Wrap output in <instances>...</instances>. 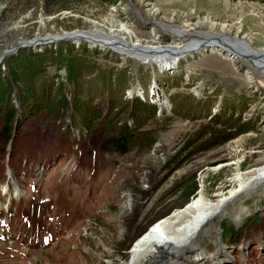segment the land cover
I'll return each instance as SVG.
<instances>
[{
	"label": "rangeland",
	"instance_id": "374dc122",
	"mask_svg": "<svg viewBox=\"0 0 264 264\" xmlns=\"http://www.w3.org/2000/svg\"><path fill=\"white\" fill-rule=\"evenodd\" d=\"M153 10H158L152 16L156 22L201 32L208 27L200 23L210 18L213 29L225 25L231 35H247L254 49L264 45V0H0V54L33 38L94 27L107 31L113 28L110 12L145 39ZM160 40L171 42L166 33ZM79 46L74 50L94 69L82 75L80 97L102 103L104 112L109 98L147 105L152 116L142 115L141 130H151L155 143L120 155L106 147L115 136L108 119L80 132L68 117L19 114L8 136L0 122V264H127L137 238L199 190L211 201L226 194L236 162L240 172L263 163L264 76L250 73L253 80L247 83L243 70L209 51L162 72L109 49ZM64 75L47 66L38 82L56 85ZM107 75L111 83L105 88ZM117 76L126 86H115ZM154 86L168 107L153 101ZM128 110L120 120L134 128ZM216 116L239 118L248 130L223 146L197 151L206 140L204 127ZM221 164L227 167L213 170ZM194 183L197 191L185 202V188ZM224 213L199 237L204 260L195 261L186 251L177 264H264V185ZM229 226L240 238L226 236Z\"/></svg>",
	"mask_w": 264,
	"mask_h": 264
},
{
	"label": "bare ground",
	"instance_id": "6f19581e",
	"mask_svg": "<svg viewBox=\"0 0 264 264\" xmlns=\"http://www.w3.org/2000/svg\"><path fill=\"white\" fill-rule=\"evenodd\" d=\"M157 13L158 10L150 12V18L153 20L152 16ZM146 17L144 16L142 20L147 21L149 18ZM108 21L114 29L104 31L94 27L85 33L66 32L65 36H74L72 41L75 46L86 42L90 48L109 49L123 58L127 57L151 68L156 66L159 71L176 68L180 58L185 59V57L194 54L202 55L201 53L209 51L229 62L233 68L243 70L247 83H252L253 80L250 73L264 76V45L262 48L254 49L252 41L247 35L242 37L236 34L231 35L230 29L225 25H221L219 29H213L214 22L210 18H204L200 23L202 26L208 27L201 32H190L186 24L171 26L166 22L153 20L152 31L145 39L138 38L134 30L128 27L125 22L116 19L113 12L109 13ZM163 33H166L171 39V42L165 45L160 40V34ZM57 36L47 35L45 38L35 39L49 41ZM49 44L51 43L47 42L36 46L35 43H32L28 48L37 49ZM194 49L196 52H191ZM199 88L198 86L194 90L198 92ZM135 92L138 95L141 94L139 87L135 89ZM152 99L160 108L168 107V100L163 97L156 86L152 89ZM262 161L261 165L253 166L244 172H240V163L236 162L234 164L235 172L230 179L231 188L226 194L218 193L217 200L211 201L204 197L202 190H199L194 199L183 208L173 211L169 216L150 226L133 243L127 264H158L166 259H171L173 264H177L178 258L182 260L186 251L191 252L195 261L204 260L203 251L197 245L199 237L209 231L211 225L225 214L224 211L229 204L241 198L244 199L264 185V160ZM227 165L221 164L213 170L222 169Z\"/></svg>",
	"mask_w": 264,
	"mask_h": 264
},
{
	"label": "trees",
	"instance_id": "16d2710c",
	"mask_svg": "<svg viewBox=\"0 0 264 264\" xmlns=\"http://www.w3.org/2000/svg\"><path fill=\"white\" fill-rule=\"evenodd\" d=\"M105 1L115 2V0ZM59 44H53L52 48H46L43 51L21 50L17 55L7 57L4 64L0 65V122L5 124L6 136L11 134L15 123H19V114L22 118L50 116L55 120H63L68 117L75 129L78 128L80 132L83 129L88 132L92 131L109 120L111 122L109 127L115 136L107 140L106 147L120 155L128 154L135 147L143 149L152 146L155 143L152 131H142L143 123L140 121L142 115L151 113L152 116L150 107L143 103L138 104L137 101L129 103L121 98L119 100L109 98L104 112L102 103H94L92 99L81 98L80 79L86 71L93 72L94 69L93 67L90 69L86 61L78 55L79 52L74 50V44L69 45L65 42L67 44L65 49H62V45ZM53 47L56 48L53 49ZM87 47L89 48L88 45ZM87 47L82 48L81 55L85 53ZM47 66L64 70L65 75L62 80L58 79L60 81L58 84L55 85L52 81L39 84L38 81L45 73ZM115 80V86L118 88L126 86V80L123 82L119 76ZM104 81L103 87L106 88L107 82L111 83L110 77L107 75ZM109 84V93L113 94V88L109 87ZM128 105H132L131 110L127 109ZM127 110L132 120L136 122L134 128H130L128 124L120 120L121 115ZM247 130L248 127L242 124L239 118L233 120L229 116L226 118L216 116L204 127L202 137L206 140L197 151H207L223 146ZM196 191V183L188 189L185 188V192L182 191L185 202H189V197H192ZM225 232L228 238L235 237L236 240L240 238L233 226L225 228Z\"/></svg>",
	"mask_w": 264,
	"mask_h": 264
},
{
	"label": "water",
	"instance_id": "95a60500",
	"mask_svg": "<svg viewBox=\"0 0 264 264\" xmlns=\"http://www.w3.org/2000/svg\"><path fill=\"white\" fill-rule=\"evenodd\" d=\"M58 35V34H56ZM66 32L64 33H60L56 38L54 39H49L45 40V41H41V40H37L35 38L30 39V40H25V42H23L24 44H16L15 46H11V48L9 50H6L5 52L0 54V65L4 64V61L6 60L7 57L10 56H14L17 55L19 51L24 50L26 48H28L29 46L32 45V43H35L36 46H40L39 44H45L47 42H50L51 44H59V43H65V42H70L71 44H74V42L72 41V38H74V36L69 35V36H65ZM80 39H82V37H80ZM78 45H76L77 47ZM34 51H36L35 48H32ZM43 49V47H40V49H38L39 51H41ZM191 52L195 53L196 49L192 50ZM230 52H232V50H230ZM181 60H184L182 58H180ZM167 69V68H166Z\"/></svg>",
	"mask_w": 264,
	"mask_h": 264
}]
</instances>
